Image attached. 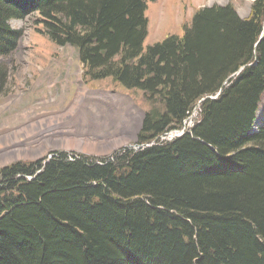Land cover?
<instances>
[{
  "label": "trees",
  "instance_id": "obj_1",
  "mask_svg": "<svg viewBox=\"0 0 264 264\" xmlns=\"http://www.w3.org/2000/svg\"><path fill=\"white\" fill-rule=\"evenodd\" d=\"M148 1L0 0V54L39 14L79 52L85 81L111 78L151 102L138 144L100 164L54 152L0 169V264H264V0L197 9L182 35L144 48ZM227 82V83H226ZM226 83V84H225ZM144 144V145H145Z\"/></svg>",
  "mask_w": 264,
  "mask_h": 264
},
{
  "label": "rangeland",
  "instance_id": "obj_2",
  "mask_svg": "<svg viewBox=\"0 0 264 264\" xmlns=\"http://www.w3.org/2000/svg\"><path fill=\"white\" fill-rule=\"evenodd\" d=\"M252 3L148 1L150 24L144 48L170 34L182 35L184 23L201 7L231 4L240 16L247 17ZM37 20V13L10 19V26L21 34L13 47L0 54V169L17 161L43 160L61 151L99 161L110 158L113 150L138 146V133L151 106L143 92L125 88L111 78L85 81L77 48L54 43L43 34V25ZM262 124L264 96L253 131ZM172 130L180 132V128ZM66 132L68 136H62ZM73 138L68 145L63 141ZM137 150L132 147L128 151Z\"/></svg>",
  "mask_w": 264,
  "mask_h": 264
},
{
  "label": "built area",
  "instance_id": "obj_3",
  "mask_svg": "<svg viewBox=\"0 0 264 264\" xmlns=\"http://www.w3.org/2000/svg\"><path fill=\"white\" fill-rule=\"evenodd\" d=\"M196 116V112H193L186 120H185V122H184V124H185V128H187V127H190V126H192L193 125V118ZM181 133V131L177 134V133H175V132H171V135L172 136H174V135H179ZM153 143V142H152ZM141 145H144V144H138V146H141ZM153 145V144H152ZM138 146H136V145H130V146H128L127 145V147L126 148H124V149H121V150H118V152L117 153H123V152H125L127 149H130V148H132V147H136L137 149H139V147ZM143 147H141V149H142ZM115 155L116 154H112L111 156H110V158H108V160H113L114 158H115Z\"/></svg>",
  "mask_w": 264,
  "mask_h": 264
},
{
  "label": "bare ground",
  "instance_id": "obj_4",
  "mask_svg": "<svg viewBox=\"0 0 264 264\" xmlns=\"http://www.w3.org/2000/svg\"><path fill=\"white\" fill-rule=\"evenodd\" d=\"M80 115V114H79ZM68 132V131H67ZM67 132L66 133H63L64 135H62V136H68V134H67ZM69 132H70V129H69ZM188 132H190V131H188ZM70 134V133H69ZM76 138H77V136H76V134H73ZM67 138V137H66ZM69 138V137H68ZM76 138H73V139H64L63 141H66L67 142V144L66 145H68V143H70V142H72L73 140H75ZM63 139V138H62ZM77 141V140H76ZM85 141V145L84 146H86L87 145V140H84ZM162 142V141H161ZM77 144V143H76ZM137 144H138V142H137ZM153 143L152 142H150L149 143V145L151 146ZM89 145H90V143H89ZM130 145H132V144H130ZM133 145H135V144H133ZM148 145V144H147ZM68 147H70V146H68ZM78 147H80V146H78ZM127 147V146H126ZM85 148V147H84Z\"/></svg>",
  "mask_w": 264,
  "mask_h": 264
},
{
  "label": "water",
  "instance_id": "obj_5",
  "mask_svg": "<svg viewBox=\"0 0 264 264\" xmlns=\"http://www.w3.org/2000/svg\"><path fill=\"white\" fill-rule=\"evenodd\" d=\"M46 161H48V160H46Z\"/></svg>",
  "mask_w": 264,
  "mask_h": 264
}]
</instances>
